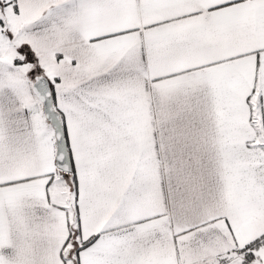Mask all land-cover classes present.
Wrapping results in <instances>:
<instances>
[{
  "label": "snow or ice",
  "instance_id": "6c2138e0",
  "mask_svg": "<svg viewBox=\"0 0 264 264\" xmlns=\"http://www.w3.org/2000/svg\"><path fill=\"white\" fill-rule=\"evenodd\" d=\"M0 264H264V0H0Z\"/></svg>",
  "mask_w": 264,
  "mask_h": 264
}]
</instances>
